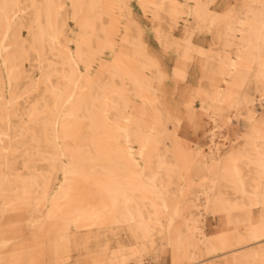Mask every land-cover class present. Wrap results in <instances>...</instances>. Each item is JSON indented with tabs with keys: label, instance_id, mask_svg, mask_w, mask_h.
<instances>
[{
	"label": "bare ground",
	"instance_id": "bare-ground-1",
	"mask_svg": "<svg viewBox=\"0 0 264 264\" xmlns=\"http://www.w3.org/2000/svg\"><path fill=\"white\" fill-rule=\"evenodd\" d=\"M133 1L0 0V264H264V0Z\"/></svg>",
	"mask_w": 264,
	"mask_h": 264
},
{
	"label": "crops",
	"instance_id": "crops-1",
	"mask_svg": "<svg viewBox=\"0 0 264 264\" xmlns=\"http://www.w3.org/2000/svg\"><path fill=\"white\" fill-rule=\"evenodd\" d=\"M183 1V0H182ZM236 0H216V2L212 5V9H214L217 12H224L228 7L227 5L231 2H235ZM132 5L135 9V13L137 16L138 21H141L142 24L148 28V32L145 35V40L149 44V48L151 51L155 52L159 57L164 58L163 64L165 68L169 72H173L174 66L176 65V58H177V53L175 50L170 49L169 52L164 50L163 45L161 44L158 35L154 32V28L156 27L157 23L154 22V20L151 17V14H145L143 9L141 8L139 2L137 0H134L132 2ZM188 20H192V17H188ZM169 20L166 19V21L163 22L164 28H168ZM188 22H186L184 19H180L179 24L177 27H175L171 34H170V39L172 40H183L185 39L188 34L185 32V26ZM213 39V34L210 33H197L192 37V40L199 45H203L205 47L210 46V42ZM190 77L192 78L190 81L193 83L195 81L198 82L200 75L202 74L201 69L198 66V63H194L190 66L189 69ZM169 88L168 90H172V84H168ZM170 90V91H171ZM172 95L171 92L169 93V99L172 101Z\"/></svg>",
	"mask_w": 264,
	"mask_h": 264
},
{
	"label": "rangeland",
	"instance_id": "rangeland-1",
	"mask_svg": "<svg viewBox=\"0 0 264 264\" xmlns=\"http://www.w3.org/2000/svg\"><path fill=\"white\" fill-rule=\"evenodd\" d=\"M238 1L240 3V1H242V0H238ZM178 93H174L172 95V102L173 103H177L180 100L182 102L183 96L181 97ZM257 98L261 99L262 97L258 95ZM257 101H259V100H257ZM200 103H201V101L198 100L197 105H200ZM256 107L259 108L260 111H262L263 105L261 103H258ZM200 115L202 116V120H201V122H202L201 126L202 127L200 126V128L198 130V134H197L198 137L196 138V142H198L201 138L203 143L206 144L209 142L208 135H209V131L212 127V122H210V118H209L208 113H201ZM179 132L187 134L188 136H191V137L195 136V129H193L191 126H187V123H184L183 125H181V127L179 128ZM243 132H244V128L240 124H233L230 127L222 129V133H225V136L229 135L226 138L227 144H225V151H227L233 145V143H234L233 138H235L237 140L238 133H243ZM205 149H206V151H209V148L207 145L205 146ZM213 220H215V221H213ZM219 220L220 219L216 218V216L213 215L212 213L208 214V223H209V225H208L209 227L207 228L208 234H211L214 231L228 227V226H224L223 224H221ZM159 264H170V262L168 261V259H165V260L161 261Z\"/></svg>",
	"mask_w": 264,
	"mask_h": 264
}]
</instances>
